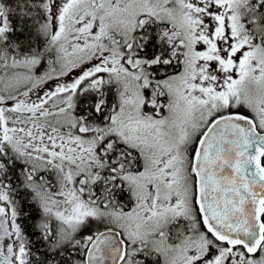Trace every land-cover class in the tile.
Here are the masks:
<instances>
[{"label":"snow or ice","instance_id":"6c2138e0","mask_svg":"<svg viewBox=\"0 0 264 264\" xmlns=\"http://www.w3.org/2000/svg\"><path fill=\"white\" fill-rule=\"evenodd\" d=\"M0 264H264V0H0Z\"/></svg>","mask_w":264,"mask_h":264}]
</instances>
